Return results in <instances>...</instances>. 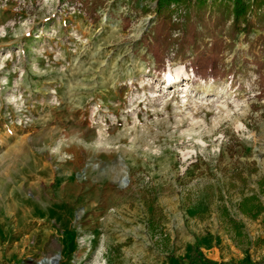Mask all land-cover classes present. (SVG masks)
<instances>
[{
	"label": "rangeland",
	"instance_id": "1",
	"mask_svg": "<svg viewBox=\"0 0 264 264\" xmlns=\"http://www.w3.org/2000/svg\"><path fill=\"white\" fill-rule=\"evenodd\" d=\"M92 1L0 0V264H264V19L201 79Z\"/></svg>",
	"mask_w": 264,
	"mask_h": 264
},
{
	"label": "trees",
	"instance_id": "2",
	"mask_svg": "<svg viewBox=\"0 0 264 264\" xmlns=\"http://www.w3.org/2000/svg\"><path fill=\"white\" fill-rule=\"evenodd\" d=\"M104 1H92L91 5L95 2L101 5ZM140 1L144 3L142 13L155 15L154 24L144 38L158 67L165 70L175 49L182 55L194 52L189 67L201 79L223 75V52L227 46L219 36L221 31L226 29V35L234 38L240 32L248 34L252 30L255 25L252 15L258 21L264 19V0H154L153 9L146 3L148 0H128L130 10L138 8ZM207 38L211 41L207 42ZM258 184L264 193V178H260ZM239 209L253 215L261 210L255 195L242 198ZM189 261L214 264L195 249L190 252Z\"/></svg>",
	"mask_w": 264,
	"mask_h": 264
},
{
	"label": "bare ground",
	"instance_id": "3",
	"mask_svg": "<svg viewBox=\"0 0 264 264\" xmlns=\"http://www.w3.org/2000/svg\"><path fill=\"white\" fill-rule=\"evenodd\" d=\"M182 74H185L183 68L180 69V71L176 74L175 77H173L171 74H169V75L167 76V79H166V80H167L170 84H176V83L179 82V80H180V76H181Z\"/></svg>",
	"mask_w": 264,
	"mask_h": 264
}]
</instances>
